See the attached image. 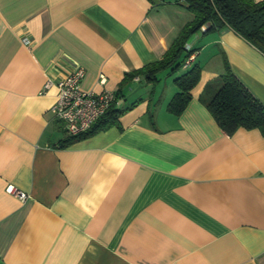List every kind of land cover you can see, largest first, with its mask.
I'll return each instance as SVG.
<instances>
[{
  "label": "crops",
  "instance_id": "obj_1",
  "mask_svg": "<svg viewBox=\"0 0 264 264\" xmlns=\"http://www.w3.org/2000/svg\"><path fill=\"white\" fill-rule=\"evenodd\" d=\"M192 19L178 0H0V264H264V131L227 134L200 99L225 56L264 102V52L229 28L193 33L200 78L180 114L163 71L121 84ZM77 66L124 110L61 146L43 85Z\"/></svg>",
  "mask_w": 264,
  "mask_h": 264
},
{
  "label": "trees",
  "instance_id": "obj_2",
  "mask_svg": "<svg viewBox=\"0 0 264 264\" xmlns=\"http://www.w3.org/2000/svg\"><path fill=\"white\" fill-rule=\"evenodd\" d=\"M181 1L193 13V19L183 25L159 60L125 73L121 82L123 84L127 79L142 73L149 79H157L162 71L182 69L173 78L177 89L166 106L174 114H180L186 107L191 99V90L200 78L201 67L198 62H193L196 48H186L193 33L202 27V32L229 28L264 52V0H178L179 3ZM192 52L193 60L183 66ZM223 63V72L215 80L206 83L200 99L225 133L231 134L240 127L264 131V102L233 72L225 56ZM123 110L124 108L115 107L112 102L89 129L68 135L62 140L61 146L118 125V118Z\"/></svg>",
  "mask_w": 264,
  "mask_h": 264
},
{
  "label": "built area",
  "instance_id": "obj_3",
  "mask_svg": "<svg viewBox=\"0 0 264 264\" xmlns=\"http://www.w3.org/2000/svg\"><path fill=\"white\" fill-rule=\"evenodd\" d=\"M201 29H204L202 27ZM23 43L28 45L30 40L23 38ZM186 48L191 49V45L187 42ZM194 58L192 52L184 61L183 66L188 65ZM84 68L77 66L69 74L57 79L54 83L52 80H46L43 88L47 89L52 84L57 87L56 101L51 110L54 115L66 123L67 131L70 135L83 132L91 127V125L109 108L115 100V94L107 89L100 93L92 90H85L81 87V80L84 76ZM100 83L105 82V76L100 75ZM7 190L15 192L21 199L25 198V194L16 191L12 185L7 186Z\"/></svg>",
  "mask_w": 264,
  "mask_h": 264
},
{
  "label": "rangeland",
  "instance_id": "obj_4",
  "mask_svg": "<svg viewBox=\"0 0 264 264\" xmlns=\"http://www.w3.org/2000/svg\"><path fill=\"white\" fill-rule=\"evenodd\" d=\"M182 72V69L178 68L174 72H169L168 70H165L162 72L161 77H162V82L164 78H168L169 82L173 83V78L177 75H179Z\"/></svg>",
  "mask_w": 264,
  "mask_h": 264
}]
</instances>
